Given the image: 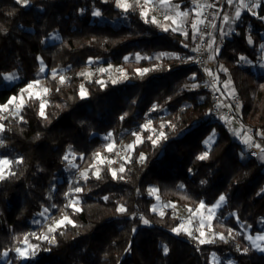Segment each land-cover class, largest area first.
I'll use <instances>...</instances> for the list:
<instances>
[{
	"label": "trees",
	"instance_id": "16d2710c",
	"mask_svg": "<svg viewBox=\"0 0 264 264\" xmlns=\"http://www.w3.org/2000/svg\"><path fill=\"white\" fill-rule=\"evenodd\" d=\"M175 1L191 14L187 38L145 23L138 8L123 12L115 0H30L27 7L16 0H0V106L39 80L41 60L50 71H66L64 84L46 78L47 119L39 115L42 99L37 97H31L15 119L0 112V117H6L0 119L5 128L0 132V158H23V163L11 165L15 175L0 180V264H214V255L219 264H264V252L252 246L244 231L247 227L252 235H264V160L249 158L248 146L235 138L226 122L202 123L213 99L194 61L190 23L195 5L193 0ZM229 8L227 3L223 15ZM94 10L101 15L93 16ZM255 13L246 10L232 32L216 33L224 44H219L215 61L225 95L234 89L241 97L244 125L261 138L256 133L264 132V72L259 71L264 62L260 47L264 2ZM57 33L60 39L50 42ZM137 54L142 58L137 59ZM240 56L248 62L240 61ZM92 60L120 68L126 78L80 75ZM137 69L149 71L139 75ZM9 75L17 81L3 87ZM228 80L231 85L226 87ZM192 83L199 87L191 88ZM81 85L87 90L83 98ZM149 120L157 132L162 122L170 121L175 128L165 123L162 130L167 139L153 145L146 137L156 136L141 127ZM213 130L216 137L209 158L198 160L206 150L203 141ZM134 132L143 142L131 154V162L124 161V173H117L125 179H113L114 163L109 165L108 160L116 161V155L106 151V145L132 144ZM108 133H112L110 140L105 139ZM97 152L107 157L104 163L94 160ZM70 153L76 157L77 172L95 162L101 179H96L93 169L87 181L81 178L73 183L69 161L63 159ZM141 153L146 157L142 163ZM71 186L84 189L71 194L79 198V212L65 207L69 202L65 193ZM150 187L157 188L164 200L191 209L201 201L212 206L225 194L227 200L212 227L225 235L232 229L233 236L227 243L200 245L182 230L173 232L182 219L172 211L163 216L153 211L156 198ZM120 204L126 213L116 211ZM45 208L54 219L68 215L75 226L52 233L55 243L29 235V243L39 248L24 262L14 249L26 246L20 243L25 235L45 233L40 215ZM238 246L249 251L244 253ZM6 250L7 257L3 256Z\"/></svg>",
	"mask_w": 264,
	"mask_h": 264
},
{
	"label": "snow or ice",
	"instance_id": "6c2138e0",
	"mask_svg": "<svg viewBox=\"0 0 264 264\" xmlns=\"http://www.w3.org/2000/svg\"><path fill=\"white\" fill-rule=\"evenodd\" d=\"M103 2H107V0H103ZM195 2V0H194ZM16 3L27 7L30 4V0H16ZM227 3L229 5H232L234 3V0H227ZM157 4H159V6L161 8H169V9H176L174 12V15H168L165 14L164 15V20L165 21H170V24H163L162 22H160L159 20H157V18L155 16H151L149 17V12L150 11H156L157 10ZM115 5L117 8H120L123 10V12H129V11H134L137 8L140 10V15L141 17L144 19L145 23H153V24H157L158 27H161L164 31H173V32H181L182 35H184L186 38L188 37V32L185 31L183 29V25L188 22V17L191 15L188 11H181L178 10L179 9V5H173L171 0H115ZM240 6L243 8L248 9L249 11H252V9L260 6L259 5V0H253V3L251 5L249 4H245L244 0H240ZM207 7H215V5H207ZM93 16H100L101 12L99 10H94L93 11ZM241 12L239 10V8H237L236 12H235V18H240ZM253 15H256L255 12H253ZM261 19H264V17H260ZM205 17L203 16V11H202V7L200 5H197V10L195 13V18L192 19L191 23H190V27L192 29V39H196L197 36H199L201 39L203 38L204 35H207L208 33L203 32L200 28V25H204L205 24ZM225 22H228L231 17H229L228 15H225L223 17ZM212 27H216V25L212 24ZM226 35V33H225ZM54 39L59 40L60 37L56 36L54 37ZM247 42L248 44H253V40L251 38V36H249L247 38ZM215 43V40H213L212 42L207 43V48L208 49H212V54H210L208 56L209 60H215L216 57L219 55L220 53V49L218 47L213 48V44ZM184 47H188L187 44L184 45ZM261 49H264V44L260 45ZM193 51L196 52H201L203 51L202 49H200L199 47L193 48ZM161 56L164 55H169V54H164L161 53ZM137 59H141L142 57L139 56V54H137ZM159 58V57H158ZM177 59H179V57H176ZM125 59L127 60L128 58L125 57ZM189 60L193 59L192 57H188ZM240 61H244V62H248L247 57L245 56H240L239 57ZM111 67V66H110ZM221 70L222 71H227V69L223 68V66H221ZM40 71L44 72L45 71V67L43 65V62H41V67H40ZM107 69L104 68H100L99 72L103 73L106 72ZM122 71V70H119ZM137 73L139 75H143L145 73H147L149 71V69H137L136 70ZM205 72L209 75V76H213V79L217 82H219V77L216 76L211 69L205 68ZM58 73L56 70H52V78L55 79L57 77ZM80 75H86V76H91V73H80ZM125 78H126V74H125ZM5 79L7 80H13L15 79V77L13 75H9L7 77H5ZM196 76L195 74H193L192 76V80H195ZM66 82V77L63 75H59V83L60 84H64ZM98 83H101V81H97ZM115 82V81H114ZM35 84H39V81H35ZM231 85V80H228L225 82V86H229ZM33 83H29L27 85V89H22L21 93L27 91L28 89L33 88ZM191 88H196L199 87L198 84L196 83H192L190 85ZM213 87H215V85H213ZM262 87H264V85H262ZM81 92L80 95L83 98L86 95V90L84 89V86L81 85ZM57 91H59L60 89L57 88ZM216 91H220L219 88H215ZM50 91V89L48 88H44L43 92L44 94H47ZM230 96L231 98L235 99V90L232 89L230 92ZM31 98V97H30ZM39 98V97H37ZM18 99V97H12L9 99L8 103L5 105L0 106V112H8L9 115H12L14 118L16 116H19V111L23 108L24 102L21 99V103L17 104L15 106V111H12L9 109V105L13 104L14 101H16ZM45 106H46V101L41 100V103L39 105L40 107V111H39V115L41 117H43L44 119H47V116L45 114ZM217 107H228V108H233V105L229 104V105H224L223 102H220L219 104L216 105ZM239 104L236 105V110H239ZM156 110V106H153L152 111ZM127 114H125L126 116ZM6 117H0V119H4ZM21 120H23V117H20ZM121 119H124V117L122 116ZM224 119L226 120L227 123L231 124V119L224 117ZM165 123H167V125L171 128H175V125L172 124L170 121L169 122H162L160 125V131L157 132L156 129L152 128V122L151 120H149L147 123H145L144 125H142L141 127L145 130V131H152L153 134L156 136V139H153L152 136H148L146 137V139L151 140V142L153 143V145H156L159 141V139L163 138V139H167V134L162 130L165 127ZM243 128V125L241 126ZM5 130L4 125L0 124V132H3ZM233 134L237 137L241 136V132L239 130L236 129H232ZM249 132L251 130H248ZM133 136L136 137V140L132 143V144H128L126 146H124L123 149H121V151H128V150H134L135 146L139 143L143 142L142 136L139 133H132ZM256 135L261 136V138H264V132L261 131H257ZM112 137V133H108L107 136L105 137L106 140H110ZM215 137H216V133L213 130L212 133L203 141L204 145L206 146V150L200 154L199 156H197L198 160H206L209 158V153L212 149L213 144L215 143ZM243 144L247 145L248 147L252 148H258L260 149L261 152V156L260 159L264 160V146H262L260 143H255L253 140V136L249 135L248 132H245L243 137H242V141ZM0 143H2V141H0ZM106 151L108 152H112L113 151V144H108L106 145ZM70 155L74 156V153H70ZM117 155H119V153H117ZM81 159H84L83 155H81L80 157ZM123 160H125V162H131V158L130 156H124L121 157ZM63 159L65 161H69V164L71 167L76 168L78 167V165L76 164H72L71 160L69 159V155H65L63 157ZM146 159V157L143 155V153L140 154L139 156V161L142 163L144 160ZM94 160H99L100 163H104L105 160H107V157H102L101 153L97 152L94 154ZM15 163V164H21L23 163V158H19L15 161H11L8 160L7 158H3L0 159V180H4L7 179L8 176L5 175V169L8 170V175H15V172H13L11 170V165ZM109 165H111L112 163H115V161L112 160H108ZM93 169H95L94 171H92ZM89 171H92V174L96 177V179H101L100 176V169L96 167L95 162H91L89 163L88 168L86 169H82L79 172L80 177L87 181L89 179ZM111 171V175L113 177V179H125L124 176L120 175L118 176L117 173H124L125 171V166L124 164H121L119 166L118 169H110ZM189 171H191V169H189ZM201 183H206V181H201ZM181 187H183V185H181ZM84 189L82 187L79 186H71L69 189V192L65 193V196L69 198V202L65 207H70L73 209L74 212H79L81 211V209L78 207L79 204V198L78 197H74L71 194L72 193H81L83 192ZM264 191V190H262ZM150 194L152 193H156L158 192V189L152 188L149 189ZM103 199L105 201H107L109 199V197L105 196L103 197ZM227 200V197L225 194H221L216 203L212 206H207L203 201H201L198 205L197 209H187L190 213H192V215H195L199 212L200 209H207L208 210V217L207 220L209 221L207 227L209 229V232L211 233V238H201V237H205V232L202 231V229L205 227V218L201 217V219L199 220V227L196 229V231L199 232V236H195L193 234L192 231H190L188 228L185 227V225L182 223L180 225H178L176 228H173L172 231L176 232L177 234H179V232L182 230L184 231L188 236L192 237L193 239H196L199 241L200 245H203L205 243H216L217 240L219 241H223L225 243L228 242L229 237L233 236V230L232 229H228L227 230V235H225L224 233H217L214 232L212 230V224H211V220L213 219V217L215 216V209L220 208ZM173 207L175 208V205H171V204H165L164 207ZM53 207H55V205H53ZM156 208L155 206L153 207V211H155ZM49 209L45 208L43 212L40 213L41 216H44L45 213H48ZM116 211L118 213L124 214L127 212V208L123 205L120 204L117 206ZM161 215H163L164 213L161 212ZM49 219L51 220V223H49L48 227H47V231L45 233L40 234L39 236L36 233H30L27 234L23 237V239L20 241V243H23L25 245H27V247H16L14 249V251L18 254V258L19 259H28L30 255H35V250L39 248V245H34L29 243V235H31L32 237H34L37 240H44L47 241L48 243H55V236L51 235L52 233L57 232L58 229H62L64 227H66L67 225L71 224L73 226H75L74 221L72 219H70V217L68 215H62L59 219H54L49 217ZM141 219L143 220V223L148 224L149 221L147 219H144L143 217H141ZM237 219H239L237 217ZM188 224H192V216H189ZM133 231H135V229H133ZM248 240H250L252 242V246L255 247L257 250L264 252V247L261 246V244L257 243V241H264V235H256L254 238L252 236H248L247 237ZM31 250V251H29ZM130 249H126V251H128ZM238 250H241L244 253H247L249 251V248L245 247L243 249H239L238 246ZM169 252L168 247L165 245L163 246V253L164 255H167ZM3 256L7 257L8 256V251H4L3 252Z\"/></svg>",
	"mask_w": 264,
	"mask_h": 264
},
{
	"label": "rangeland",
	"instance_id": "374dc122",
	"mask_svg": "<svg viewBox=\"0 0 264 264\" xmlns=\"http://www.w3.org/2000/svg\"><path fill=\"white\" fill-rule=\"evenodd\" d=\"M200 1L197 2L196 5H195V13H196V10H197V5H200L201 7L203 6V3H201ZM171 2H172L173 5H179V9L178 10L184 11V10L181 9V5L179 3H177L175 0H171ZM237 2L240 3V0H237ZM263 2H264V0H259V5H261ZM244 3L251 5L253 3V0H244ZM156 7H157V10L156 11H150L149 12V16L150 17L151 16H155L157 18V20L162 21L166 25L167 24H170V21L167 22V21L164 20V15L165 14L174 15V12H175L176 9L161 8L159 6V4H157ZM258 9H259V6L256 7V8H254V9H252L251 12H257ZM246 10H248V9H246ZM188 12L190 13V11H188ZM188 21H190V17H188ZM126 23H127V21H126V19H124L123 24H126ZM187 23L188 22H186L183 25V29L185 31L187 30L186 29ZM112 24L113 25H116V26L118 25L116 22H112ZM56 36L60 37L59 33H57L55 36H53L50 39V42L53 43L55 41H58L57 39H54V37H56ZM41 62H43V61L41 60ZM43 65L45 67V71L44 72H41V75L39 77V80H37L40 83L38 85L35 84V83H33V85H34L33 88L28 89L27 91L21 93L18 96V99L16 101H14L13 104L9 105V109L10 110L15 111V106L17 104H20L21 103V99L23 100L24 105L27 103V101L30 99V97H39L42 100L47 101V94H44L43 89L47 85L46 78L47 77H49L51 79H53V78H52V71H50L46 67V65H45L44 62H43ZM100 68L107 69V71L101 73V72H99V69ZM119 70H120V68H118V67H112V66L111 67L110 66L109 67H106V66H102L100 63H97L96 61L92 60L90 62V64L83 70V73H91V76H94L96 74H100V75L103 76V79H105V78H107V79H109V78L117 79L119 77L121 78V77H124L125 76V73L123 72V70L122 71H119ZM56 71H57L58 75H57V77L54 80L59 81V75L65 76V72L66 71L65 70H60V69H56ZM16 81H17L16 79H13V80H7L6 79V83L3 85V87H10ZM86 94H87V90H86ZM20 111H19V113H20ZM6 114L11 119L17 118V116L14 118L12 115H9L8 112H6ZM222 121L223 122H226V120H224V119H222ZM227 125H228V127H229V129L231 130L232 133H233L232 129H236V130H239L241 132V136L240 137H237V136L234 135L235 138L241 142L242 141L243 134H242V131H241L240 127L237 126V124H235L232 121H231V124L227 123ZM152 128H153V125H152ZM150 132L152 133V131H150ZM0 141H1V138H0ZM110 144H113V143H110ZM0 145H1V143H0ZM124 146L125 145H115V144H113V151L112 152L116 155V161L114 163L113 169H118L121 164H124V161L125 160H123L121 157L130 156V158H131V154L133 153V151L135 150V148L138 146V144L135 146L134 150H128L126 152L125 151H121V149H123ZM117 153H119V155H117ZM75 158L76 157L73 156V155H70L69 156V159L71 160V163L78 165L77 162L75 161L76 160ZM77 169H78V167L73 168V167L69 166V174L71 176V180H72L73 183H76V184L78 183V180L81 179V177L79 175V172L80 171L77 172ZM5 175H8V170L7 169H5ZM152 188H155V187H150V189H152ZM155 189H157V188H155ZM152 195L155 196V198H156V203L154 205L155 208H156V210H155L156 213H158L159 215H161L160 214L161 212H163L165 214L167 211H172L176 216H179L182 219L183 224L185 225V227L188 228L190 231H192L195 236H199V232L196 231V229L199 227V220L201 219V217L205 218V227L202 229V231H204L206 235H205V237H201V238H211V233L209 232V229L207 227V225L209 223V221L207 220V217H208V210L207 209H200L197 214L192 215V213H190L187 210V209H189V207L181 206V205H178V204H175V203H171V202H169L167 200H164L159 195V191L156 192V193H152ZM165 204L175 205V208H173L171 206L164 207ZM78 207H79V204H78ZM218 210H219V208L214 210L215 211V216H216V213H217ZM189 216H192V224H188L187 223ZM215 216L211 220V224H212V221L214 220ZM41 217H42V220L44 221V223H43L44 226L47 228L48 225H49V223H51V220L49 219V217H51V214L48 212V213H45V215L44 216H41ZM212 230L214 232H217V231L214 230L213 227H212ZM244 231H245V233L248 236H252L253 238L256 235H263V234H260V233H258L256 235H252L250 233V229L247 228V227H244ZM257 243L261 244V246L264 247V241H257ZM25 247H27V245ZM29 251H31V250H29ZM30 257H31V255L29 256V258ZM28 259H24V262H26ZM213 263L214 264H219L220 263V259L218 257H216L215 255L213 256ZM229 264H234V263H233V261H230Z\"/></svg>",
	"mask_w": 264,
	"mask_h": 264
},
{
	"label": "built area",
	"instance_id": "2783aa9c",
	"mask_svg": "<svg viewBox=\"0 0 264 264\" xmlns=\"http://www.w3.org/2000/svg\"><path fill=\"white\" fill-rule=\"evenodd\" d=\"M227 4V0H207L204 6L203 16L205 19V24L200 25V28L203 32L208 33L204 35L201 39L197 36L196 39H193V48L199 47L203 51L196 52L194 51V61L195 64L200 71V73L204 77V88L208 90L212 94L213 99V108L208 116H206L202 123H207L210 121H222L224 117L231 119L232 122L237 124L240 127L242 132H248L249 135L253 136V140L255 143H260L264 146V140L255 136L253 131L246 127L243 122L242 116V99L240 96L235 94V99L231 98V96H226L224 93L223 84L220 80L219 75L217 74L216 70V61L209 60L208 56L212 54V49L207 48V43L212 41L214 36L215 30L223 16L225 5ZM207 5H215V7H207ZM214 24L216 27H212L211 25ZM224 42L221 43L223 45ZM205 68L211 69V71L219 77V82L213 79V76H209L205 72ZM215 85V87H213ZM215 88H219L220 91H216ZM220 102H223L224 105H233V108L228 107H217L216 105ZM239 104V110H236V105ZM225 120V119H224ZM243 125V128L241 127ZM248 130H251L250 132ZM247 156L249 158L255 159L261 156L260 149L258 148H250L247 147Z\"/></svg>",
	"mask_w": 264,
	"mask_h": 264
},
{
	"label": "crops",
	"instance_id": "0c3cea01",
	"mask_svg": "<svg viewBox=\"0 0 264 264\" xmlns=\"http://www.w3.org/2000/svg\"><path fill=\"white\" fill-rule=\"evenodd\" d=\"M199 1L195 0V2H194V0H193L194 5H196V3L199 2ZM206 1L207 0H201L200 1L201 3H203L202 11H204V6L206 4ZM237 8H239V10L241 12L240 17L246 11V8L241 7L240 3H238L237 0H234V3L232 5H230L229 10L223 15V17L225 15H228L229 17H231V19L228 22H225L223 17H222L220 22H219V24H218V26H217V28H216L215 34H214V36L212 38V41L215 40V43L213 44V48L218 47L219 44L222 43L221 41H219L216 38V33L219 32L221 35H224L225 33L228 34V33L232 32L234 30V23L239 19V18L238 19L235 18V12H236ZM167 22H169V21H167ZM186 29H187L186 31L189 32L188 24L186 25ZM259 71L260 72H264V62L260 64Z\"/></svg>",
	"mask_w": 264,
	"mask_h": 264
}]
</instances>
